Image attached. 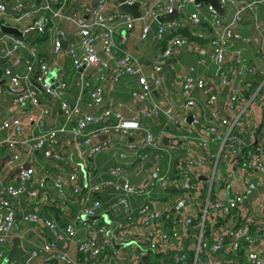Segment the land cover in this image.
<instances>
[{
    "label": "built area",
    "instance_id": "built-area-1",
    "mask_svg": "<svg viewBox=\"0 0 264 264\" xmlns=\"http://www.w3.org/2000/svg\"><path fill=\"white\" fill-rule=\"evenodd\" d=\"M132 1L126 0L127 3ZM220 1L225 7L223 16L208 3L180 0L176 7L177 19L157 23L156 26L153 25L156 16L172 12L175 0H151L142 6L141 39L154 34L160 40L166 33L172 34L185 27L196 28L195 35L206 39L209 47L206 57L213 64L214 72L209 78L197 72L185 75L181 81L182 102L177 107L169 89L161 91L158 101H151L153 92H158L162 82L161 66L155 65L150 72H145L124 47L136 22L131 15L117 12L116 0H76L73 14L64 13V7L72 0H0V26L17 27L22 33L31 30L39 34L48 33L52 38L54 54H58L67 39V31L57 28L58 22L73 25L79 38L77 42L69 43L64 51L76 71L74 78L79 90L76 101L69 104L66 98L70 88L68 82L62 78L56 81V86L49 82L54 62L40 56L38 48L27 39L2 33L0 29V60L3 59L0 81H7L5 93L11 96L13 102V108L0 120V170L20 158L22 145L28 149L23 163L0 187V258L3 257L2 248L11 240V232L16 225L15 201L20 198L25 203L36 199L40 202L48 200L50 183L57 192L61 213L77 219L84 227L91 225L82 218L83 215L94 216L108 206L106 210L120 207L125 220H131L134 207L131 198L141 199L136 206L137 213L141 214L139 224L134 228L121 229L117 236L124 242L127 233H130L137 237L136 241L148 243L146 248L154 259L143 264H160L155 257L166 253L170 239L175 237L179 246L171 264H242L243 256L249 264H264V130L258 127V120L251 111L253 96L247 93L251 87L248 75L257 73L264 80V71L255 72L235 46L241 38L240 27L251 23L258 33L256 49L264 63V29L256 9L257 5L264 4V0ZM47 11L56 22L49 19ZM30 16H35V19L22 25ZM118 32L117 42L115 35ZM99 42L107 61L99 58L96 46ZM196 44L185 35L173 34L162 56L167 57L183 46L198 49ZM196 63L205 66L203 57H199ZM229 64L235 66V73L240 77L235 87L230 86L227 78L226 66ZM14 68H23L24 71L16 72ZM123 76L133 77L136 82L130 90L135 112L129 118L123 117L111 105L102 108L104 82L114 83ZM208 81L213 87L227 89L224 106L229 117L221 116L217 110L222 90L215 92L210 89ZM196 91L204 98L209 118L207 126L200 121L202 110L195 97ZM149 100L151 103L147 105ZM35 109L37 112H34ZM183 111L190 113L189 131L195 134L194 146L204 155H195L193 149H189L190 140L183 136L186 152L174 166L176 171H173L171 157L165 160L166 150L161 146L164 136L154 133L141 121L157 120L164 115L167 123L179 131L184 126L179 119V112ZM56 115L62 118V124L49 127L50 118ZM29 122L36 123L37 127L30 137L25 134V124ZM222 126L216 156L209 155L208 136L218 133V128ZM99 136L106 138L98 140ZM109 136H118L125 144L120 145ZM128 138L132 140L128 141ZM113 149L118 151L121 162L97 170L95 157L104 150ZM149 150H156L155 154L151 155ZM37 153L54 162L55 170H45ZM72 156H79L80 160L74 161ZM151 159L154 163H148L151 166L137 185L100 179L102 173H107L128 180L130 174H138ZM126 160L130 162L129 166L125 165ZM219 160L229 162L243 178L242 186L226 199L212 197V192L226 184L222 183L224 178L215 174ZM40 165L43 166L42 174L37 176L36 169ZM201 174L207 175L209 183L204 193L197 185V177ZM227 184H230L228 176ZM172 187L177 189L174 202L160 211L153 209V192L160 188L167 200L172 195ZM67 191H72L71 202L79 204L75 214L67 204ZM255 191L262 193L261 199L246 208L242 220V205ZM100 193L109 194L110 202L104 203L98 198L96 194ZM198 195L205 197L199 209L196 207L201 202ZM25 219L36 223L39 216L30 213ZM165 222L169 223V231L163 228ZM44 224L52 241L43 242L30 253L41 262L76 264L66 251L56 248L57 242L68 238L76 243L80 254L92 249L90 258L93 264H112V256L103 246L96 247L93 237L75 239L77 230L72 222L62 228L50 219L44 220ZM195 226L197 230L193 231ZM96 231L105 233L106 228L99 226ZM221 253L228 257L218 260L217 255ZM141 261V256H137L136 263L141 264ZM5 264L16 262L10 259Z\"/></svg>",
    "mask_w": 264,
    "mask_h": 264
},
{
    "label": "crops",
    "instance_id": "crops-1",
    "mask_svg": "<svg viewBox=\"0 0 264 264\" xmlns=\"http://www.w3.org/2000/svg\"><path fill=\"white\" fill-rule=\"evenodd\" d=\"M151 0H144V5L148 4ZM76 0H72L71 3H68L64 7V13L65 14H73L76 9ZM259 22L264 29V4H259L256 7ZM30 19L28 21L22 22V25L30 24L34 19L35 16L29 17ZM1 23V22H0ZM157 21L155 20L153 22V25H157ZM57 28H63L67 31V39H65L63 42H67V46L71 42H77L79 40L78 36L75 34V29L73 25H70L68 23H65L63 21L58 22ZM249 33L250 37H243L241 35V38L236 42V47L241 51L243 54L246 63L251 66L255 72H262L264 71V63L262 62V59L256 49L257 46V31L256 29L251 25V23H248ZM242 27V26H241ZM240 27V28H241ZM190 30L191 37L186 36L187 38H191V40H194L197 42L198 49H193L190 46H183L179 49H175L174 52L167 56L163 57L162 52L164 51L166 47V43L169 38L170 33H166L162 39L158 40L154 34L148 35L146 39L140 38V31H141V24L135 23L134 28L129 31V38L127 43L124 45V47L127 49L128 52L131 53V55L137 60V62L143 67L145 72H150L153 66L159 65L161 66V78L162 82L159 87L158 92H153L151 101H158L160 99L161 91L164 89H169L171 91L170 97L173 98L175 104L177 107L180 106L182 102V96H181V81L183 77L187 74H192L193 72L197 73H203L207 75V78L210 77V74L214 72V67L211 62H209L208 58V52L209 47L207 46L206 39L199 38V36L195 35L196 28H188ZM122 32V29H120ZM240 30V29H239ZM3 33V32H2ZM37 34V36H36ZM12 35V34H10ZM30 42L33 43L37 48L41 56L44 58H48L50 61H53L54 64L51 66L50 70V76L52 72H55L56 77L55 80L62 78L66 82H68L70 88L68 92L66 93V98L69 104H73V102L76 101L77 95L79 94L78 86L75 81V74L76 72L73 69L72 62L67 57L66 53L64 52V60L62 63V66H58L57 64V55L53 52V43L51 35H44L40 36L38 33H34L30 35ZM29 36V37H30ZM28 37V38H29ZM27 38V39H28ZM43 38V39H42ZM115 39L118 42L119 41V32L115 35ZM63 44V43H62ZM66 46V47H67ZM99 51V49H98ZM199 57L204 58L205 66H199L196 61ZM3 59L0 60V65H2ZM226 68L228 69L227 78L230 81V86L235 87L240 82V77L238 76L235 66L233 65H227ZM16 72H23V68H14ZM91 72H96V70H92ZM248 72V71H246ZM94 75H91L93 77ZM250 80L251 87L247 91V93L252 97V103H251V111L253 112V115L256 120H258V127L260 130H264V80L263 77L257 73H251L247 77ZM4 85V86H3ZM7 81L1 80L0 81V120L13 108V102L10 95L5 93V90L7 89L6 86ZM136 86L135 78L130 76H123L120 78L117 82L112 83L111 81H106L103 84V93H104V101H103V107H108L111 105L114 110H116L118 113H120L123 117L129 118L134 115V108L135 105L133 101L131 100L130 96V90ZM207 86L210 87V89H214L215 92L221 91L220 95H223L225 97L227 93L226 88H220L219 86L213 87V85L208 81ZM196 99L199 101L201 110H202V121H204L207 117V108L205 107L204 98L203 96L196 91L195 93ZM151 101H147V105L151 103ZM225 101L222 99H219L217 110L219 114L223 117H229V113L225 109ZM34 112H37V109L34 110ZM179 119L183 121V127L179 131H175V129L170 126L167 123V120L164 115H161L159 119L157 120H151V119H142V124L146 127H148L151 131L154 133H160L162 134L163 141L161 143V146L163 149L166 150L165 160L166 158L171 157V166L173 167L172 170L176 171L174 166H176L179 163V158L182 157L185 154V141H183V136L187 137L189 142V149H193V153L195 155H204V152H200L201 150L198 149L197 146H194V143L196 142L195 134L193 132H190V122L188 121V118L190 117L189 112H179ZM19 116L22 117V115L19 114ZM62 124V118L59 115L53 116L50 118V126L49 127H59ZM223 130V127L218 128V133L216 134H209V155L216 156L217 150L219 148V135L220 132ZM37 131L36 123H26L25 124V134L26 136L30 137L33 133ZM172 134V139H169V136ZM185 137V138H186ZM114 141L120 145L125 144V142H121V139L113 138ZM175 142H174V141ZM113 141V142H114ZM86 149V148H85ZM156 150H151L150 154H155ZM28 152V149L25 145H22L19 150V156L20 158L22 156H26ZM40 157V153H37ZM37 156V157H38ZM38 157V158H39ZM209 160V158H207ZM40 160V159H39ZM96 163L94 162L97 170H103L105 169L109 164L121 162L118 151L116 149L113 150H104L101 152L97 159H95ZM178 163L176 164V162ZM210 161V160H209ZM222 163L221 166H219V163ZM153 164V159L150 160V162H147L144 168L149 169V164ZM212 164V163H211ZM166 165V162L164 161V166ZM18 166V165H17ZM17 166L9 167V166H3L0 170V187L7 183L13 174L15 173ZM215 174L218 177L224 178V181L222 183L224 184V187L222 189H218L217 191L212 192V197H220L222 199L230 198L232 194L242 186L243 184V178L242 175L236 170L235 167H232L229 162L219 160L218 164L215 166ZM37 176L42 174V169L39 168V166L36 169ZM141 172V171H140ZM138 172V174L140 173ZM143 172V171H142ZM45 174V173H43ZM138 174H130V178H133L137 176ZM147 172H145V175ZM227 176L230 180V184H227ZM207 175H199L197 177V185L202 187V192H205V187L209 184L207 183ZM49 185V196L50 198L44 201L40 202V199L34 200L31 203H25L24 200L17 199L14 203V207L16 209L17 215H16V225L14 230L11 232V240L9 243L2 248V258H0V264H5L8 260H14L16 264H28L26 260H24L20 256H12V258L8 259L10 252L14 249V239L16 237L20 238V245L21 248L25 251L31 253L33 249H37L40 244L46 241H52V237L48 229L46 228L44 224V220L50 219L56 221L58 226L62 228L66 223H73L75 225V228L77 230L75 239H85V238H91L93 237L95 240L96 247H104L107 250V253H109L113 260L112 264H137L136 263V257L141 256V264L147 263L149 261H152V258L154 259V255L151 254L146 247H148L147 242H138L136 241L137 237H134L132 234L127 233L126 240L124 242L120 241V237L117 236L118 233L123 228H134L139 224V219L141 214L137 213L136 206L141 202V199L137 198H131L133 207L132 212V218L131 220H125L123 217V212L120 207L112 208L109 210H106L109 208L104 207L103 209L97 211V213L94 215L95 219H90V216H84L83 219H86L91 227H84L80 223H78L77 219L75 218H69L64 217L60 210H58V203L59 199L57 196L56 190ZM171 193V191H170ZM164 191H162L160 188L155 190L151 196L153 203L157 202H164L162 198H164ZM262 193L254 192L249 199L247 198L244 201V204L242 205V216L240 219L243 220L246 212V208L251 205L252 203L259 201L261 199ZM171 196V195H170ZM169 196V197H170ZM201 199V202H198L196 207L199 209L203 202H204V196L198 195ZM168 197V198H169ZM58 199V200H56ZM153 204V209L154 208ZM152 206V205H150ZM73 211L74 214L79 209V204L76 206L73 205ZM75 209H77L75 211ZM152 209V208H151ZM162 210V209H161ZM160 211V210H157ZM37 214L39 216V221L36 223L28 222L25 217L30 214ZM198 217V214L196 215ZM111 220L114 222L112 225L110 223ZM107 221V223L105 222ZM110 224H109V223ZM115 225V230L111 233L109 230L112 228V226ZM99 226H105L106 232L105 233H99L97 232V227ZM163 228L167 231H169V223L165 222L163 224ZM197 230V227L195 226L193 231ZM105 234L107 236H105ZM146 245V246H145ZM179 246V240L178 238H171L170 243L168 245V250L164 254L157 255L158 262L160 264H171L173 261V254L175 250ZM56 248L61 251H66L72 259L76 260V264H93L91 256V250L87 249L86 252L81 253L78 252V246L75 242L70 241L68 238L64 241H60L56 243ZM1 249V248H0ZM144 249V250H142ZM228 255L225 253H221L217 255V259H223L227 258ZM37 258V257H36ZM38 259V258H37ZM39 260V259H38ZM41 262V260H39ZM211 262V261H210ZM42 264H46L41 262ZM242 264H249L246 258L243 256V259L241 261ZM48 264V263H47ZM51 264H71L66 263L62 261L52 262Z\"/></svg>",
    "mask_w": 264,
    "mask_h": 264
},
{
    "label": "water",
    "instance_id": "water-1",
    "mask_svg": "<svg viewBox=\"0 0 264 264\" xmlns=\"http://www.w3.org/2000/svg\"><path fill=\"white\" fill-rule=\"evenodd\" d=\"M116 1L118 3V6H117V12L118 13L129 14V15H131V17L135 20V22L137 24L140 23L141 9H142V6L144 4V0H133L131 3H127L126 0H116ZM179 1L180 0H175V2L173 4L172 12L157 15L156 21L158 23H163L166 21L177 19L178 11H177L176 7H177V4ZM194 1L197 3L198 2L208 3V4L213 6V8L217 11V13L219 15H221V16L225 15V7L222 5L220 0H194ZM0 29H1V32H3V33L12 34L14 36L23 37L25 39H27L31 34L37 33L36 30H31L29 32L22 33L17 27L6 26V25H1ZM239 31L243 37H245V38L250 37L249 28L247 25H243ZM66 46H67V42L65 41L62 44L61 50L58 52V55H57L58 66H62V63L64 60V51L66 50ZM96 46L99 49V51H98L99 58L102 61H107V56L104 54V52L101 49L102 44L99 42ZM55 77H56L55 72H52V74L49 78V82L51 83L52 86H56ZM188 121L191 122V116L188 118ZM114 137L117 139L120 138L118 136H109V138H114ZM105 138H106V136H99L98 140H103ZM127 140L131 141L132 138H128ZM25 158H26V156H22L18 160L12 162L9 166L14 167V166L20 165L23 163ZM147 170L148 169L143 168V170H142L143 172L141 171L137 176L130 178L128 180L109 176L107 173H102L100 175V179L105 180V181H110V182H117L120 184L137 185L145 177V172H147ZM84 182L86 184L85 177H84ZM170 191H171L172 195L167 200H165L164 202L155 203V205H154L155 210H161L165 206H169L171 203L174 202L175 197H176L175 194L177 193V189L175 187H172L170 189ZM89 218L92 220V219H95V216H90ZM105 236H107V235L105 234ZM12 256L13 257L14 256H20L24 260H26L28 264H42L35 256H32L29 252H27L21 248L19 237H16L14 239V249L10 252L8 259L12 258Z\"/></svg>",
    "mask_w": 264,
    "mask_h": 264
},
{
    "label": "trees",
    "instance_id": "trees-1",
    "mask_svg": "<svg viewBox=\"0 0 264 264\" xmlns=\"http://www.w3.org/2000/svg\"><path fill=\"white\" fill-rule=\"evenodd\" d=\"M48 14V16H49V19H51V21L52 22H56L55 21V19L52 17V15L47 11L46 12V15ZM20 27V26H19ZM39 34V33H38ZM48 34V33H47ZM173 34H180V35H185V36H188V37H191V35H190V30L188 29V28H182V29H179L177 32H175V33H172V34H169L168 36H169V38L173 35ZM1 35V34H0ZM40 36H44V35H46V34H39ZM49 35V34H48ZM167 35V34H166ZM165 35V36H166ZM36 36H37V34H36ZM30 38H31V36L26 40V41H28V42H30L29 40H30ZM168 38V39H169ZM43 39V38H42ZM189 40H191V38H188ZM40 56H41V54H40ZM178 163V161L176 162V164ZM52 171V170H51ZM72 191H67V195H68V200H67V204L72 208V209H74L73 208V205H77L78 203L77 202H71L72 200H71V198H70V193H71ZM96 196L98 197V198H101L102 199V201L104 202V203H107V201H109V199L111 198V196H109V194H105V193H100V194H96ZM162 200H166V198H164V199H162ZM110 202V201H109ZM59 210V209H58ZM77 209H75V211H76ZM59 212H61V211H59ZM63 215V214H62ZM64 217H67L66 215H63Z\"/></svg>",
    "mask_w": 264,
    "mask_h": 264
},
{
    "label": "rangeland",
    "instance_id": "rangeland-1",
    "mask_svg": "<svg viewBox=\"0 0 264 264\" xmlns=\"http://www.w3.org/2000/svg\"><path fill=\"white\" fill-rule=\"evenodd\" d=\"M220 99H222V100H224V97H223V95H221L220 96ZM200 121H201V123L202 124H204L205 126H207V124H208V122H209V118H208V116L206 117V119L204 120V121H202V118L200 119ZM223 127V126H222ZM221 127V128H222ZM150 151V150H149ZM97 157L98 156H96L95 157V159H97ZM40 164L41 165H43V166H39V168H41V167H43V168H45V170L47 169L49 172H51V170L52 171H54L55 170V167H53L54 166V162H52L51 160H48V159H44L43 157H41L40 156ZM72 159L74 160V161H79L80 160V157L79 156H72ZM95 163H96V161H94ZM124 163H125V165H127V166H129L130 165V162L128 161V160H126V161H124ZM221 162L219 163V166L222 168V166H221ZM49 165V166H48ZM49 174V173H48ZM110 221V223L113 225L114 224V222H112L111 220H109ZM106 223H107V221H105ZM109 223V222H108ZM109 223V224H110ZM115 230V225L114 226H112V228L109 230V232H113Z\"/></svg>",
    "mask_w": 264,
    "mask_h": 264
}]
</instances>
